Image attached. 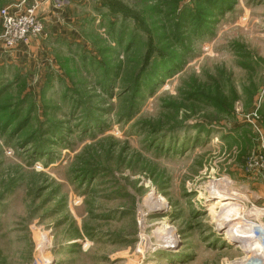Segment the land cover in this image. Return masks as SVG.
Segmentation results:
<instances>
[{"label": "rangeland", "instance_id": "rangeland-1", "mask_svg": "<svg viewBox=\"0 0 264 264\" xmlns=\"http://www.w3.org/2000/svg\"><path fill=\"white\" fill-rule=\"evenodd\" d=\"M39 10L12 50L0 19V264L250 261L229 231L264 243V0Z\"/></svg>", "mask_w": 264, "mask_h": 264}, {"label": "built area", "instance_id": "built-area-1", "mask_svg": "<svg viewBox=\"0 0 264 264\" xmlns=\"http://www.w3.org/2000/svg\"><path fill=\"white\" fill-rule=\"evenodd\" d=\"M39 6V3L35 2L26 8L17 6L14 8L6 7L1 10L0 19L3 26L1 39L6 49H15L22 43L28 42L32 37H42L45 34L43 20L38 16ZM255 117L257 116L255 115ZM249 168L264 183V146L253 153ZM262 225L264 227V223ZM243 264H264V255L252 258Z\"/></svg>", "mask_w": 264, "mask_h": 264}, {"label": "bare ground", "instance_id": "bare-ground-1", "mask_svg": "<svg viewBox=\"0 0 264 264\" xmlns=\"http://www.w3.org/2000/svg\"><path fill=\"white\" fill-rule=\"evenodd\" d=\"M219 193L220 192H217L218 195H219ZM221 194H224V192H221ZM159 199L160 198H158V200ZM224 200L225 201H220L218 203V206L217 207L216 206H212L211 209H218L219 211L220 210L223 211V210H228V209L232 208L233 202H231V198H227V199H224ZM160 201L161 200H159V202H156L155 201V204L156 203H159L160 204ZM228 217H230V216H227L226 219ZM227 220L230 221V222H232L229 219H227ZM171 233H173V232H171ZM260 233L262 234L263 231H260ZM229 234H230V238L233 239V240L234 239H247V240H244V242L242 243L243 246L241 245L242 248H240V249L242 251H244V252H249V251H251L255 247L253 249V252H255V253L252 254L255 257L253 256V258L261 257V255L264 254V243H262L261 245H259V244L256 245L255 244V241H253L254 238H257L258 237L257 236L258 235L257 228L255 227L254 224H242V223L241 224H236L234 227H232L231 231H229ZM251 245H252V248L250 247ZM247 260H249V259H247Z\"/></svg>", "mask_w": 264, "mask_h": 264}, {"label": "crops", "instance_id": "crops-1", "mask_svg": "<svg viewBox=\"0 0 264 264\" xmlns=\"http://www.w3.org/2000/svg\"><path fill=\"white\" fill-rule=\"evenodd\" d=\"M30 1H32V0H17V2H20V3H18V4H12V6L10 5L9 7H17V6H20V7L25 8L26 6H29V5H25V4L27 2H30ZM38 1L41 3V4H39L40 5V10H41V8L43 6H45L46 4H48V2L51 3V0H33L32 3L38 2ZM15 2H16V0H15ZM40 10H39V12H40ZM50 11H51V9L49 8L48 12H50ZM47 18H51V14L50 13H47L46 18H43V20L45 21V19H47ZM25 46H27V45H25Z\"/></svg>", "mask_w": 264, "mask_h": 264}, {"label": "water", "instance_id": "water-1", "mask_svg": "<svg viewBox=\"0 0 264 264\" xmlns=\"http://www.w3.org/2000/svg\"><path fill=\"white\" fill-rule=\"evenodd\" d=\"M49 5H50V3L48 2V4H46L45 6H43V7L41 8V10H40L39 15H40L43 11H45V10L49 7Z\"/></svg>", "mask_w": 264, "mask_h": 264}]
</instances>
